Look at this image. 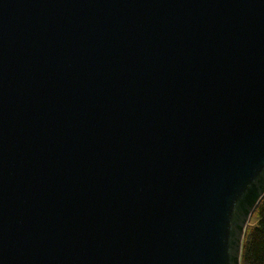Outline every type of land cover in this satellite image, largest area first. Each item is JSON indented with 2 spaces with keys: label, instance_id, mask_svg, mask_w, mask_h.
Instances as JSON below:
<instances>
[{
  "label": "water",
  "instance_id": "1",
  "mask_svg": "<svg viewBox=\"0 0 264 264\" xmlns=\"http://www.w3.org/2000/svg\"><path fill=\"white\" fill-rule=\"evenodd\" d=\"M264 196V0H0V264H240Z\"/></svg>",
  "mask_w": 264,
  "mask_h": 264
},
{
  "label": "trees",
  "instance_id": "2",
  "mask_svg": "<svg viewBox=\"0 0 264 264\" xmlns=\"http://www.w3.org/2000/svg\"><path fill=\"white\" fill-rule=\"evenodd\" d=\"M240 264H264V196L251 216V225L245 230Z\"/></svg>",
  "mask_w": 264,
  "mask_h": 264
},
{
  "label": "rangeland",
  "instance_id": "3",
  "mask_svg": "<svg viewBox=\"0 0 264 264\" xmlns=\"http://www.w3.org/2000/svg\"><path fill=\"white\" fill-rule=\"evenodd\" d=\"M250 225H251V218H250V220H249V223H248L247 227L250 226Z\"/></svg>",
  "mask_w": 264,
  "mask_h": 264
}]
</instances>
